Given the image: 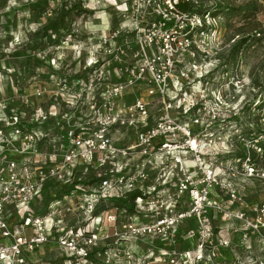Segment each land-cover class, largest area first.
<instances>
[{
	"label": "built area",
	"instance_id": "obj_1",
	"mask_svg": "<svg viewBox=\"0 0 264 264\" xmlns=\"http://www.w3.org/2000/svg\"><path fill=\"white\" fill-rule=\"evenodd\" d=\"M204 1L220 2L128 0L130 24L101 39L107 58L89 50L82 74L60 77L57 104L33 122L0 117V264H264V200L237 182L264 180V129L244 156L219 157L233 145L210 129L229 73L212 62L224 41L213 10H196ZM124 127L135 141L119 145Z\"/></svg>",
	"mask_w": 264,
	"mask_h": 264
},
{
	"label": "rangeland",
	"instance_id": "obj_2",
	"mask_svg": "<svg viewBox=\"0 0 264 264\" xmlns=\"http://www.w3.org/2000/svg\"><path fill=\"white\" fill-rule=\"evenodd\" d=\"M127 1L0 0V102L6 100L3 111L0 106V117L22 113L26 121L33 122L57 104L55 97H58L60 77L70 80L82 74L89 50L94 55L99 52L97 57L107 58L101 39L113 29L130 24L129 12H125ZM209 8L215 10L217 28L224 41L223 47L212 54V62L229 73L225 86L229 97L221 105V119L210 129H226L223 139L232 140L233 145L219 144L221 152L218 155L222 159H232L244 153L254 133L264 129L259 122L264 112V0H220ZM243 38L249 41L238 56H231L233 46ZM108 72L113 75V70ZM214 77L210 80L212 89L219 86ZM38 89L43 91L39 97L36 95ZM132 93L131 90L126 94L124 101L132 100ZM141 94L147 96L145 90ZM22 96L29 97L30 111L25 112ZM10 99L13 101L9 105L7 100ZM149 101V113L156 115L160 102L157 97ZM127 129L131 128L114 131L119 145L135 141L133 132ZM255 159L264 166V159L259 155ZM237 182L248 201L264 200V180L240 178ZM57 188L52 186L51 190ZM215 224L222 225L223 221L216 218ZM186 243L182 239L179 246L187 249ZM48 251L51 257L57 256L52 247H48ZM226 252L225 255L232 258L236 252L241 254V248L235 246L234 250Z\"/></svg>",
	"mask_w": 264,
	"mask_h": 264
},
{
	"label": "trees",
	"instance_id": "obj_3",
	"mask_svg": "<svg viewBox=\"0 0 264 264\" xmlns=\"http://www.w3.org/2000/svg\"><path fill=\"white\" fill-rule=\"evenodd\" d=\"M179 7L182 10H184V11H192V10H194V4L190 3V2L181 1L179 3ZM209 7H210V5L207 2L204 1L196 10L200 12V11H203V10H206V9H212V8H209ZM212 10H214V9H212ZM214 12H215V10L213 11V13ZM214 15H215V13H214ZM248 41H249L248 38H243L240 41H238L232 48L231 56H232V54H233V56L234 55L238 56L239 51H241V49L243 48V45H245ZM258 132H263V131L260 130ZM239 156H241V157L244 156V153L242 155H239ZM136 195H137V193H133L132 194V198H135ZM118 204L122 205V206H125V205L127 206L128 205L125 201L120 202Z\"/></svg>",
	"mask_w": 264,
	"mask_h": 264
}]
</instances>
